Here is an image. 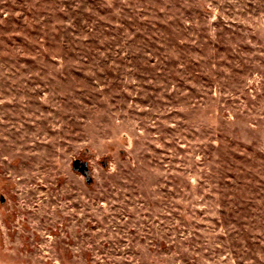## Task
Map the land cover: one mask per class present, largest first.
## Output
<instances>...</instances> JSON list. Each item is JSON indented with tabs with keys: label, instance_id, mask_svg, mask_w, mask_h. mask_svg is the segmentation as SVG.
Segmentation results:
<instances>
[{
	"label": "rangeland",
	"instance_id": "1",
	"mask_svg": "<svg viewBox=\"0 0 264 264\" xmlns=\"http://www.w3.org/2000/svg\"><path fill=\"white\" fill-rule=\"evenodd\" d=\"M0 264H264V0H0Z\"/></svg>",
	"mask_w": 264,
	"mask_h": 264
}]
</instances>
